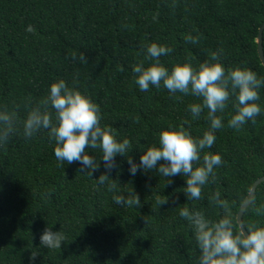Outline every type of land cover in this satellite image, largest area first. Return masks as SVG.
Instances as JSON below:
<instances>
[{"label": "trees", "instance_id": "16d2710c", "mask_svg": "<svg viewBox=\"0 0 264 264\" xmlns=\"http://www.w3.org/2000/svg\"><path fill=\"white\" fill-rule=\"evenodd\" d=\"M263 23L264 0H0V108L15 111L18 129L0 146V264H196V242L178 209L194 206L217 220L222 210L207 197L219 191L235 220L253 182L264 176V112L238 130L215 131L216 141L205 151L218 152L223 163L199 201L186 200L182 176L170 177V184L155 169L133 176L117 154L108 174L119 192L138 194L136 208L115 205L113 193L96 185L93 178L105 171L102 160L91 178L78 162L56 160L47 130L25 139V103L35 105L51 82L64 79L98 104L101 125L132 142L129 155L138 162L136 146L156 143L168 122L188 119L193 136L208 128L207 109L199 119L186 110L199 98L163 87L138 89L131 66L144 60L143 45L171 47L159 58L169 68L184 60L198 65L216 51L225 69L240 65L264 76L256 45ZM29 24L32 32L25 31ZM187 33L198 35V42L186 41ZM262 46L264 51V31ZM259 91L264 105V88ZM85 151L99 159V149ZM163 195L168 203L158 207ZM254 195L264 201V182ZM250 219L264 222L248 205L242 221ZM45 226L63 232L61 248L39 245Z\"/></svg>", "mask_w": 264, "mask_h": 264}, {"label": "clouds", "instance_id": "9594fccd", "mask_svg": "<svg viewBox=\"0 0 264 264\" xmlns=\"http://www.w3.org/2000/svg\"><path fill=\"white\" fill-rule=\"evenodd\" d=\"M33 30L31 24L25 27L27 32ZM184 39L196 44L199 37L187 33ZM143 49L144 60L131 66L134 83L142 92L148 91L150 86L156 89L163 87L169 94L179 92L199 98V102L187 104L186 110L191 119H199L207 109L208 128L200 136H193L185 127L190 123L188 119L178 125L168 122L157 132L156 143L136 146L140 154L138 162L134 161L129 155L133 149L132 142L127 137L118 138L110 125H101L98 104L86 93L70 87L64 79L51 82L47 95L35 105H31V101L25 103L27 112L21 123L22 135L28 139L42 129L47 130L49 140L54 141L56 160L69 164L78 162L80 172L91 178L100 166L98 161L102 160L105 171L93 179L97 186H105L113 193L115 205L138 208L141 204L134 191L129 194L119 192L118 182L108 174L116 167L117 154L125 157L128 171L133 176L138 169H155L168 184L172 183L170 177L182 176L186 200L199 201L203 186L214 181L215 169L223 163L218 152L205 149L214 145L216 130L225 126L238 130L246 122H254L255 117L264 112V105L259 103L264 76L240 65L225 69L216 51L198 65L184 60L169 68L159 58L172 52L171 47L150 41L143 45ZM72 58L77 57L73 54ZM79 59L84 61L85 56L80 54ZM233 96L232 112L227 115L225 125V109ZM17 130L15 111L0 108V146L6 144ZM86 148L99 149V159L86 152ZM207 199L212 206L222 210L217 220L208 218L204 211L194 206L178 209L179 217L187 222L196 242V264H264V222L250 219L245 224L240 216L237 219V214L234 220L230 202L222 198L219 191ZM156 203L158 207L166 204L168 197L163 195ZM246 205L252 206L257 217H264V201L257 203L254 194L246 198L242 208ZM237 224L239 230L236 229ZM63 241V232L53 231L48 226L39 235V245L46 249L61 248ZM38 250L30 252V260Z\"/></svg>", "mask_w": 264, "mask_h": 264}, {"label": "water", "instance_id": "95a60500", "mask_svg": "<svg viewBox=\"0 0 264 264\" xmlns=\"http://www.w3.org/2000/svg\"><path fill=\"white\" fill-rule=\"evenodd\" d=\"M263 31H264V23L259 27V29H258V33H257V37H256L257 54H258V57H259V60H260V62H261V64H262V66L264 67V51H263V46H262V34H263ZM262 182H264V176H262V177L256 179V180L253 182V184H252V186H251V188H250L251 191H249V193H248V195L246 196V198L249 197L250 195L254 194V193H255V190H256V188H257V186H258L260 183H262ZM246 198L244 199V201L246 200ZM244 201H243L242 204H244ZM245 203H246V202H245ZM242 204L240 205L239 210H238V212H237V219H239V216H240V220H241V221H242V218H243V214H244L245 210H246L247 207H248V205H246V206H244V207L242 208ZM238 226H239V224H238ZM242 230H243V229H242Z\"/></svg>", "mask_w": 264, "mask_h": 264}]
</instances>
